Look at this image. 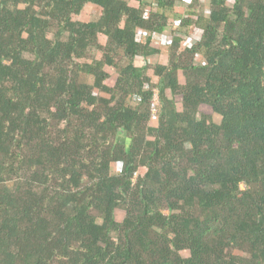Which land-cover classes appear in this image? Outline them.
Returning a JSON list of instances; mask_svg holds the SVG:
<instances>
[{"label":"trees","instance_id":"trees-1","mask_svg":"<svg viewBox=\"0 0 264 264\" xmlns=\"http://www.w3.org/2000/svg\"><path fill=\"white\" fill-rule=\"evenodd\" d=\"M184 2L0 0V264H264V0Z\"/></svg>","mask_w":264,"mask_h":264},{"label":"built area","instance_id":"built-area-1","mask_svg":"<svg viewBox=\"0 0 264 264\" xmlns=\"http://www.w3.org/2000/svg\"><path fill=\"white\" fill-rule=\"evenodd\" d=\"M191 1L192 0H185L184 4H186V5L190 4ZM184 4H183V6H184ZM209 13H210V11H208V10L205 11L206 16H208ZM181 14L184 15V12L181 11ZM173 30H175V27L172 29V31ZM136 32H137L136 35H137L138 39H140V38L144 39V36L147 35V33L141 29H137ZM182 39H183V46L191 48L201 38H200L199 31L195 30L189 36L182 37ZM171 40H172L171 35L167 36L165 34H160V33H154L152 35V41L158 45L161 44V45L165 46V45L169 44ZM140 60H142V62H141L142 64H145L147 61L146 59H144L142 57H137V61H140ZM195 61H198V62L202 61V58L199 54L195 55ZM157 105H158V97H157V93L155 92L154 96L152 98V107H151L153 114H155V112H156V109H157L156 106Z\"/></svg>","mask_w":264,"mask_h":264},{"label":"rangeland","instance_id":"rangeland-1","mask_svg":"<svg viewBox=\"0 0 264 264\" xmlns=\"http://www.w3.org/2000/svg\"><path fill=\"white\" fill-rule=\"evenodd\" d=\"M233 1L234 0H229V4H232L233 3ZM203 3H205L206 4V1H204ZM207 9H205V11H206ZM205 11H204V13H205ZM100 14V9H98L97 7H95V6H89L84 12H83V16H82V19L83 20H93V19H96L97 18V16ZM166 51L165 50H162V54H161V56L159 57V56H152V57H150V58H148L147 60H148V62L147 63H149V64H151V63H154L155 61H159V62H164V61H166ZM137 63H141L142 62V60H140V61H136ZM152 72V69H149V73H151ZM116 74H114V76H115ZM153 79H155L154 77H153ZM181 79L183 80V78L181 77ZM179 100V99H178ZM179 106V105H178ZM203 111H205V112H209V109L207 108V107H203V109H202ZM217 117V116H216ZM216 119H218V118H216ZM114 169H116V170H120V165H118V167H117V165L115 164V166H114ZM118 220H120V221H122V219L124 218V215H125V212L123 211V210H120V211H118ZM183 255L185 256V257H187V256H189L190 255V253L188 252V251H185V252H183Z\"/></svg>","mask_w":264,"mask_h":264},{"label":"crops","instance_id":"crops-1","mask_svg":"<svg viewBox=\"0 0 264 264\" xmlns=\"http://www.w3.org/2000/svg\"><path fill=\"white\" fill-rule=\"evenodd\" d=\"M181 11H183V9H181ZM136 61H137V59H136ZM137 63V62H136Z\"/></svg>","mask_w":264,"mask_h":264}]
</instances>
